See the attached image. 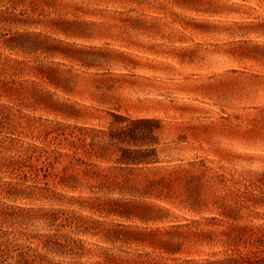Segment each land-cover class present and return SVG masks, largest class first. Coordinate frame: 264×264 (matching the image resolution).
Wrapping results in <instances>:
<instances>
[{
	"label": "rangeland",
	"instance_id": "rangeland-1",
	"mask_svg": "<svg viewBox=\"0 0 264 264\" xmlns=\"http://www.w3.org/2000/svg\"><path fill=\"white\" fill-rule=\"evenodd\" d=\"M229 224L263 259L264 0H0V264H216Z\"/></svg>",
	"mask_w": 264,
	"mask_h": 264
},
{
	"label": "trees",
	"instance_id": "trees-1",
	"mask_svg": "<svg viewBox=\"0 0 264 264\" xmlns=\"http://www.w3.org/2000/svg\"><path fill=\"white\" fill-rule=\"evenodd\" d=\"M124 133L125 132L121 131L120 129L110 130L106 135L107 138H106L104 145L102 146V148L100 146L98 148V149H102L103 152L101 151L100 153L96 154V156L105 160V161H109L111 159L110 158L111 156H110V154H108V152L110 151L111 148H113L112 150L114 152L117 150L120 151V154L118 157H116L115 162L120 163V164L129 165L131 167H137L139 165H144L143 167H147V164L151 163V160L148 156V151H149L148 149H131V148L121 149L118 147V144L122 143V141L124 139L123 138L125 135ZM131 141L132 142H128V143H134L133 140H131ZM94 145L95 144H93V147H94ZM80 161H82V159ZM177 167L178 168L173 167L174 169L172 168L171 171L169 173H167V176H164L161 178L159 177L157 179H151L150 180V184H152L154 187H156V188H158V186L161 187V189L159 191H161V193H164V195L161 196V194H156V196H158L160 199L168 201L170 198H172L173 196H170V194L172 192H168L165 190H169L171 187H174L175 185H177L176 184L177 182L184 180L185 177L188 179L202 178L203 177V176L197 177L194 175H191L190 177H188L189 173H188V171H186L185 168H180L179 166H177ZM161 168L162 167H157V166L155 167V169H161ZM120 169H122V168H120ZM82 172H83V174L89 175L91 171H88L86 168H84L82 170ZM186 174H188V175H186ZM90 175H92V174H90ZM134 175H136V174H134ZM68 177H70L71 179H75V177H73L71 175H64V176L59 178L58 182L63 184V185H66L69 183V181L65 182V181H67L65 179H67ZM132 180L133 179L130 177V174H128V172H127L126 176H124L122 178L121 182L117 181V182H115L114 185H118L117 190L122 191L124 188L122 187V184H119V183L126 184L128 187V185L131 184ZM194 184H196V187L198 188L196 190L194 188V191L198 192L199 190H201V189L204 190V188H205V186L200 184L199 181H197V183H194ZM71 187H73V188L79 187V184L77 182H74L71 184ZM143 187L144 186H142V188ZM145 187L146 188L142 189L144 192V195L149 194L150 193L149 190L151 189V188H149V186H145ZM128 189L132 190V191H137V188H135V184L129 185ZM184 201L186 202V206H188L191 209H195L194 205H198V206L207 205L206 204L207 202L205 200H200V199L198 200L194 196V194H192L191 196L190 195L186 196V199ZM213 201H215V200H213ZM137 203L138 202H136V204ZM221 205H222V208H218L219 209L218 211L222 215L229 217V218L233 219L234 221H238L241 219V216H238V214L236 215L235 213L233 214L230 210H228V208H225L224 204H221ZM209 207H211V206L209 205ZM154 208L155 207L152 206V207L145 209V210H147L148 212H152V209H154ZM130 213H133V212H129V211L117 212V214H119L121 217L126 216V218L136 216L137 212H135V214H130ZM178 227H180V226H178ZM246 228L249 229V227L245 226V225L234 224V225L230 226V224H229L228 227L220 230V233H223L225 235V238H220L221 239L220 240L221 245L225 249V251H224V255L221 258L213 259V261H212L213 263H216V264H245L246 259L244 258V255L239 248V246H241V245L245 246V242L239 241V238H241L243 235H245V233H246L245 229ZM55 243H57V242H55ZM228 250H231V253H228L227 252ZM20 256H21V254H20ZM21 259L24 261V256ZM22 263L23 264L24 263L29 264V262H22ZM253 264H264V258L263 259H257L256 261H254Z\"/></svg>",
	"mask_w": 264,
	"mask_h": 264
}]
</instances>
